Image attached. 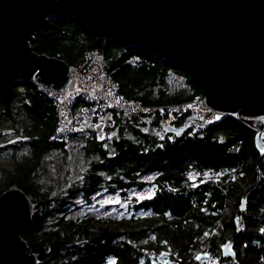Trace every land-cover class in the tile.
<instances>
[{
    "label": "trees",
    "instance_id": "obj_1",
    "mask_svg": "<svg viewBox=\"0 0 264 264\" xmlns=\"http://www.w3.org/2000/svg\"><path fill=\"white\" fill-rule=\"evenodd\" d=\"M31 46L79 68L94 50L108 61L106 72L124 98L164 109L115 122L102 141L51 143L52 99L31 81L11 82L0 93V130L20 138L8 149L29 148L2 171L0 195L14 187L32 198V220L21 238L38 264H264V156L247 123L226 117L164 134L163 120L182 126L195 114L186 105L204 98L189 73L151 49L102 40L67 16L54 17ZM73 143L81 147L80 168L71 162ZM50 152L57 153L55 186L36 182ZM145 190L150 197L134 194ZM99 193L117 202L91 216ZM82 207L86 214H72ZM226 243L233 258L221 256Z\"/></svg>",
    "mask_w": 264,
    "mask_h": 264
},
{
    "label": "water",
    "instance_id": "obj_2",
    "mask_svg": "<svg viewBox=\"0 0 264 264\" xmlns=\"http://www.w3.org/2000/svg\"><path fill=\"white\" fill-rule=\"evenodd\" d=\"M56 16L86 25L102 40L168 56L202 89L211 109L262 128L264 0H0V93L11 82L33 79L56 90L68 86L69 66L31 46ZM195 122L193 115L162 130L178 136ZM253 142L264 156L258 133ZM245 209L241 199L239 210ZM31 220L26 194L11 187L0 195V264H38L21 238ZM224 246L221 256L233 258Z\"/></svg>",
    "mask_w": 264,
    "mask_h": 264
},
{
    "label": "built area",
    "instance_id": "obj_3",
    "mask_svg": "<svg viewBox=\"0 0 264 264\" xmlns=\"http://www.w3.org/2000/svg\"><path fill=\"white\" fill-rule=\"evenodd\" d=\"M107 63L106 59L90 50L84 55L82 68L69 67L70 84L66 88L56 90L37 79L31 81L39 92L54 101L56 107L57 126L49 138L51 143L71 144L73 137L102 141L106 132L119 120H128L155 111L164 114L162 108H146L136 101L124 98L119 92L118 84L106 72ZM186 106L195 111L197 122L193 126L204 127L210 121L230 117L247 123L254 134L261 136L264 145V116L259 117L262 128L256 129L236 114L211 109L205 98L190 102ZM202 118H205V122L200 124ZM165 124L163 120L162 125Z\"/></svg>",
    "mask_w": 264,
    "mask_h": 264
},
{
    "label": "rangeland",
    "instance_id": "obj_4",
    "mask_svg": "<svg viewBox=\"0 0 264 264\" xmlns=\"http://www.w3.org/2000/svg\"><path fill=\"white\" fill-rule=\"evenodd\" d=\"M32 45V43H31ZM5 126V124H3ZM0 134L2 135V138H0V183L3 182V175L2 171L4 169L9 168L11 161L13 158L19 160L22 158L23 155L28 154L29 148H27L24 145H21L18 149H8L10 144H17L20 142L19 134L15 135L13 131H8L5 129L0 130ZM9 134V135H8ZM80 145L79 144H72L70 145L69 150L73 153L72 157L74 160L71 161L75 167L77 168L82 167L83 165V159L82 155L80 153ZM58 163L57 160V153L56 152H50L47 155H45V158L43 160L42 166L45 167L46 171H44V175L42 177V172L40 171V176L38 179H36V182H42L44 181L45 185H53L55 186L54 182H52L53 179L58 178V174L55 171L56 165ZM71 172L73 174V177L76 178L77 175V169H74L71 167ZM134 194H137L139 197H150L151 191L145 190L141 193L135 192ZM28 197V196H27ZM29 201L31 203L32 198H29ZM34 199V198H33ZM92 205H87L89 208V211L87 212L91 216H95L98 214L107 213V209L103 210L106 206H110L112 204H115L117 202V198L115 196H108L104 195L102 193H99L95 195L93 198ZM32 205V204H31ZM85 206V205H83ZM32 209H34V205L32 206ZM72 214L74 216H82L83 214H86L85 209L82 207L80 209H75Z\"/></svg>",
    "mask_w": 264,
    "mask_h": 264
},
{
    "label": "snow or ice",
    "instance_id": "obj_5",
    "mask_svg": "<svg viewBox=\"0 0 264 264\" xmlns=\"http://www.w3.org/2000/svg\"><path fill=\"white\" fill-rule=\"evenodd\" d=\"M216 119H219V117H216ZM262 231H264V230H262ZM205 235H208V233H205ZM224 247L227 249V248H229L230 246L225 245ZM162 255H163V254H162ZM196 259H197V260H200L201 257L198 255V256H196ZM165 264H167V261L165 262Z\"/></svg>",
    "mask_w": 264,
    "mask_h": 264
},
{
    "label": "bare ground",
    "instance_id": "obj_6",
    "mask_svg": "<svg viewBox=\"0 0 264 264\" xmlns=\"http://www.w3.org/2000/svg\"><path fill=\"white\" fill-rule=\"evenodd\" d=\"M97 54V53H96ZM98 55V54H97ZM69 70V69H68ZM70 84V78H69V83H68V85ZM190 125H193V123L192 124H190Z\"/></svg>",
    "mask_w": 264,
    "mask_h": 264
}]
</instances>
